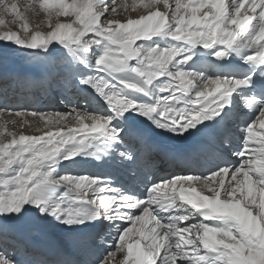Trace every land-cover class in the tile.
Listing matches in <instances>:
<instances>
[{
    "label": "snow or ice",
    "instance_id": "1",
    "mask_svg": "<svg viewBox=\"0 0 264 264\" xmlns=\"http://www.w3.org/2000/svg\"><path fill=\"white\" fill-rule=\"evenodd\" d=\"M40 3L58 5L57 17L71 13L76 20L50 22L47 32H29L24 22L23 35L6 28L0 41L34 50V61L58 66V87H77L76 81L88 85L95 97L81 91L94 102L99 97L107 109L32 111L45 128L69 117L79 124L41 135L8 131V122L0 126V136L10 137L0 140V264H264V0H175L174 7L169 0H139L147 14L126 21L110 18L116 7L108 0ZM0 5L6 15L26 21L17 3L0 0ZM131 7L135 10V0ZM202 9L207 10L200 15ZM197 47L224 61L222 74L189 66ZM233 55L249 66L244 74L226 67ZM12 78L3 73L5 82ZM49 79L46 74L44 80ZM245 108L249 111L239 115ZM10 112L29 115L7 105L0 108V114ZM133 113L163 131L197 137L189 154L211 161L207 175H155L148 158L160 146L134 122ZM101 137H107L102 142L119 163L133 166L135 179H141L137 171L143 174L146 197L113 186L108 177L57 173L62 161L85 153ZM229 152L235 161L226 158ZM164 157L173 159L168 153ZM228 177L235 184H226ZM53 187L64 188L54 199L48 195ZM205 189L211 194L205 195ZM33 210L39 213L36 220L29 219ZM49 216L68 226L97 220L98 231L78 236L76 253L43 245L35 233L38 220ZM103 221L112 225L107 233ZM133 235L139 238L130 242ZM93 241L115 250L102 259L78 258ZM125 250L117 260V252Z\"/></svg>",
    "mask_w": 264,
    "mask_h": 264
},
{
    "label": "bare ground",
    "instance_id": "2",
    "mask_svg": "<svg viewBox=\"0 0 264 264\" xmlns=\"http://www.w3.org/2000/svg\"><path fill=\"white\" fill-rule=\"evenodd\" d=\"M8 2H15L18 4L21 13L26 18V21L16 19L11 14L6 15L3 11L2 5H0V19H4L6 21L5 25H0V31L5 30L6 28H10L12 31H16L19 34L23 35V30L20 26L22 23L27 22L29 25V32H33L36 30L47 32L48 30H50V22L55 23L57 22V20H59V22L67 23L70 20L76 18L75 15L71 13L68 16H64L63 14H61L57 17L55 13L58 10L59 6L55 4L41 6L40 0H8ZM66 2L71 4L72 0H66ZM78 2L82 3L83 0H78ZM133 3L134 0H128V2L125 1V6L119 12L117 19L126 21L128 18H137L139 14H147L146 10L142 6H140L139 0H135V10H133L131 7ZM169 3L172 6H175V0H169ZM161 10H165L163 6H161ZM206 10L207 9H202L200 15H202ZM49 13H52L51 21L49 19ZM77 26L78 22L75 23L74 27ZM153 39L162 44L164 43V41L160 37H154ZM137 43L140 42L138 41ZM56 47L57 49L63 51V49L60 48V45L57 44ZM193 51L196 54L193 55L192 60L188 62L189 66H191L193 70L198 71L199 69H205L207 70L208 75L223 73V69L225 67L224 61H219L214 56H212L210 49L206 50L197 47ZM33 54L34 50L19 48L14 43L0 41V104H4V106L7 105L10 109L13 110L19 109L18 111L29 113V115L21 117H15L11 112L8 114H0V126H2L5 122H8V131H14L18 134L20 132H23L27 135H41L43 131H47L50 129L56 130L60 127H64L66 130L69 128H77L79 127V124L75 119L69 117L66 119V121H61L57 124H50L48 128H45L44 120H41L39 117H32L30 115V113L33 111L32 108L38 107L40 110L38 108L37 110L45 114L60 112L54 111L55 109L58 110L59 106L69 111L72 107H86L90 112L101 110L106 111L107 105L104 104L103 100H100L99 97H96V101H98V103L94 102L87 93L81 91L82 89H87L88 93H91V96L95 97V91L88 85H80L79 82L76 81L77 87H73L70 89L58 87L54 82L55 72L57 71L58 66H46L40 62L34 61L30 57ZM227 61H236L240 63L237 68H229L226 66L232 74H244L249 67L237 55L228 57ZM131 63L135 64L136 61H132ZM5 71L10 73L14 78L9 79L7 82H5L3 79V73ZM85 71L90 72L91 69H85ZM46 74L50 78L47 81L44 80V76ZM160 79L163 80L164 78L161 77ZM233 95L235 96L236 93H234ZM37 96H40L41 98L39 100L38 106H36V102L38 100ZM248 111L249 110L245 108L239 115H244ZM94 114L102 115L103 113L96 112ZM133 116L136 117L134 122L139 125V127L145 132L146 135L151 131L155 132L158 135L159 143L157 144L159 146L164 145V147L172 148L174 146H184L188 143L193 145L195 143V136H189L188 133H185L184 136H177L171 132H166L156 128L149 120H147L143 116H137V114L135 113H133ZM12 120H15L16 123H11ZM114 123L116 122L114 121ZM21 124H23V127H21ZM230 124L233 128V132L238 136L239 124L237 120L233 119L232 121H230ZM0 131H2V128H0ZM8 139H10V137H7L6 134L5 136H0V140H3L4 142H7ZM106 140L107 137H101L99 139L93 140L92 147L87 149L85 153H82L79 156L75 157L73 159V163L71 164H67V161H62L57 170L61 167H68L70 168L71 173L73 172V174L75 175H79L78 173L81 172H85L89 175V173L92 172L94 175L110 178L112 185L115 187L122 188L123 190L130 193L134 192L138 195H145L146 197V188L143 182V174L137 171L136 175L140 176L141 179H135L132 172L130 171L133 166L119 163L117 161L115 153L111 152L109 145L102 142ZM233 143L235 146L238 141L234 140ZM97 147L101 150L100 154H98L95 150V148ZM255 148L256 152L253 153V155L258 160L260 159V145L258 142L255 143ZM91 152H95L96 155L87 154ZM105 153H110V155H106ZM97 157H99V159H97ZM181 157L183 158H180L179 160H170L166 159L164 157V154L162 155L156 152L153 153L148 159L149 162L154 165L153 172L157 176L170 177L173 175L188 174L207 175L204 167H206L207 165H211L210 160L190 156L189 153L182 154ZM226 158L231 161H235L236 159L235 157L231 156L230 152L227 154ZM199 161L201 162V164H199ZM153 179H155V176H153ZM225 182L226 184L229 182L235 184V181H231L230 177L226 178ZM185 187H187V185H185ZM197 189H200L199 185H197ZM63 191L64 188L53 187L49 190L48 195L50 196V198L54 199L55 196L59 195ZM204 194L210 195L211 193L205 189ZM28 207L31 206L29 205ZM136 214L140 213L137 212ZM37 217H39L38 211L33 210L32 216L29 219L36 220ZM38 223L40 228L35 233V238L38 243L54 247H63L68 252H77L75 245L78 236L89 235L80 233L83 224L68 226L65 224H60L55 218L51 216L47 217L46 219H39ZM97 225L98 221H96V226ZM103 225L105 226L103 231H105L106 233L110 231L112 225L109 221H103ZM142 226V223H140L137 224L136 227L139 228ZM153 226L154 225L151 223L147 225V227L149 228ZM181 226L184 225L182 224ZM69 227L73 229V233L65 234V230ZM97 231L98 228L94 233H96ZM114 235L115 233H113V236ZM105 238L108 240L109 244L112 243L111 237L106 236ZM138 238V235H133L132 241L130 242H134L135 239ZM113 250L115 249L109 248L106 244H99L98 242L95 243V241H93L88 245V249L86 250V252L78 258L83 259L87 257L88 259H91L92 257H98L102 259L108 251ZM124 254H126V250L124 253L117 252L116 259L122 260Z\"/></svg>",
    "mask_w": 264,
    "mask_h": 264
},
{
    "label": "rangeland",
    "instance_id": "3",
    "mask_svg": "<svg viewBox=\"0 0 264 264\" xmlns=\"http://www.w3.org/2000/svg\"><path fill=\"white\" fill-rule=\"evenodd\" d=\"M125 1H127L128 2V0H108V2H109V5L110 6H115L116 7V12H114V13H111L110 14V18H116L117 19V17H118V14H119V12L122 10V8L125 6V4H124V2ZM174 7V6H173ZM76 20V18L75 19H72V20H70L69 22H67V23H72L73 21H75ZM73 26H75V24L73 25ZM90 36H91V34H89ZM206 71V73H207V70H205V69H199L198 71ZM214 75V74H213ZM38 97V100H37V102H36V106H38V104H39V100L41 99L40 98V96H37ZM4 106V104H0V107H3ZM22 108V107H21ZM38 108V107H37ZM37 108L35 107V108H32V110L33 111H36V112H39V110H37ZM19 110V109H18ZM54 111H60V113L62 112V113H64V112H68L69 110H67V109H64L63 107H60L59 106V109L57 110V109H55ZM234 159V158H233ZM71 163H73V160H68L67 161V164H71ZM64 171V172H63ZM65 172H70L71 173V171H70V168H68V167H61V168H59L58 170H57V173L58 174H64ZM72 174H73V172H72ZM79 175H85V174H87V173H85V172H81V173H78ZM89 175H94L92 172H90L89 173ZM129 227V225L128 224H124L123 225V227Z\"/></svg>",
    "mask_w": 264,
    "mask_h": 264
}]
</instances>
